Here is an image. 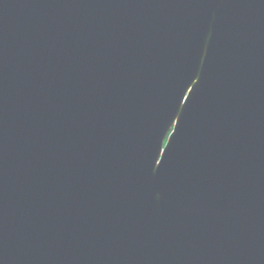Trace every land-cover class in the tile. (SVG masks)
Segmentation results:
<instances>
[{"label":"water","instance_id":"95a60500","mask_svg":"<svg viewBox=\"0 0 264 264\" xmlns=\"http://www.w3.org/2000/svg\"><path fill=\"white\" fill-rule=\"evenodd\" d=\"M0 264H264V0H0Z\"/></svg>","mask_w":264,"mask_h":264}]
</instances>
